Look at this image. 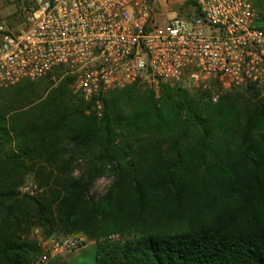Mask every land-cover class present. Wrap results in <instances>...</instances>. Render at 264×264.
Instances as JSON below:
<instances>
[{
    "label": "trees",
    "instance_id": "trees-1",
    "mask_svg": "<svg viewBox=\"0 0 264 264\" xmlns=\"http://www.w3.org/2000/svg\"><path fill=\"white\" fill-rule=\"evenodd\" d=\"M249 1L264 30V0ZM50 75L0 88V138L12 122L22 139L0 143V264H34L36 229L94 241L96 264H264L258 88L212 102L205 91L161 83L157 95L135 82L107 93L100 116L71 79L54 86ZM35 170L42 189L20 195ZM101 177L113 178L102 195Z\"/></svg>",
    "mask_w": 264,
    "mask_h": 264
},
{
    "label": "built area",
    "instance_id": "built-area-1",
    "mask_svg": "<svg viewBox=\"0 0 264 264\" xmlns=\"http://www.w3.org/2000/svg\"><path fill=\"white\" fill-rule=\"evenodd\" d=\"M28 1L31 11L17 25L0 13V88L65 65L99 115L107 93L144 80L157 89L161 83L201 89L214 102L249 84L264 93V30L249 0H191L193 15L167 22L155 15L158 0ZM38 190L33 183L21 187L30 196ZM40 241L34 264L79 249L85 237Z\"/></svg>",
    "mask_w": 264,
    "mask_h": 264
},
{
    "label": "rangeland",
    "instance_id": "rangeland-1",
    "mask_svg": "<svg viewBox=\"0 0 264 264\" xmlns=\"http://www.w3.org/2000/svg\"><path fill=\"white\" fill-rule=\"evenodd\" d=\"M6 9L9 11V14L4 16L3 12ZM30 11H31V3H29L28 0H0V13L7 19L10 25H17L21 23L22 21H24L26 16L30 13ZM194 13H195V8L188 0H158L156 4V9H155V15L162 22H167L168 19L174 15L191 16ZM66 79H69V80L71 79L70 81L71 83H69V87L74 90V93L77 94L78 97L83 98L81 93L76 88L75 74L67 66L53 70L49 78L50 82H53L54 86H56L57 84H59L60 82ZM138 87L144 90H147L150 88L154 89L156 91V94L159 95L158 94L159 89H157L156 86L148 80L139 82ZM188 89L191 91V93L193 92L200 93L201 91H203L197 88H188ZM0 90L2 91V89ZM206 96L207 97H205V99L212 100L210 93L206 92ZM126 101L127 99H124L120 103H117L119 112L121 113L124 112L126 108ZM212 102L214 101L212 100ZM101 103H102V113H103L104 103L103 101ZM95 108L96 106L93 107V109ZM14 124L15 126H17L16 123ZM7 125L8 127H6V131L4 132L3 137L0 138V143L3 142V144H5V149H10V148L16 149L18 142L22 141L21 136L19 134V130L11 127L13 126L12 122H8ZM37 175H38L37 170L31 171L26 175L24 182L21 183L20 186L18 187V192L20 193V195L30 196V195L22 193L21 191V187L25 185L26 183L36 184L39 190L42 189L40 188V184L37 181L38 179ZM112 181H113V178L111 177L99 178L96 181V184L94 187L95 192L100 195L104 194L109 189ZM36 230H39V229H36ZM36 234L38 236H41L40 230H39V233H36ZM54 235H58V234H54ZM60 235H63V234H60ZM112 236L119 238V235L117 234L112 235ZM43 239L46 240L49 238H43L41 236L40 240H43ZM92 242L93 243L86 240L83 243V245L75 251L64 252L62 254L52 256L50 262L60 261V262H67L68 264H96L95 263L96 243L94 241Z\"/></svg>",
    "mask_w": 264,
    "mask_h": 264
},
{
    "label": "crops",
    "instance_id": "crops-1",
    "mask_svg": "<svg viewBox=\"0 0 264 264\" xmlns=\"http://www.w3.org/2000/svg\"><path fill=\"white\" fill-rule=\"evenodd\" d=\"M3 13H4L3 15L5 16V15L9 14V11L6 9V10H4ZM90 242L93 243L92 241H90Z\"/></svg>",
    "mask_w": 264,
    "mask_h": 264
}]
</instances>
